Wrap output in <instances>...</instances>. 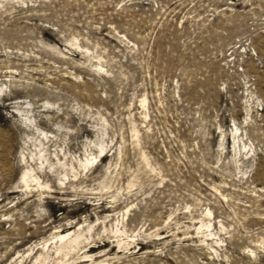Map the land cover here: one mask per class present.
<instances>
[{"label": "rangeland", "instance_id": "374dc122", "mask_svg": "<svg viewBox=\"0 0 264 264\" xmlns=\"http://www.w3.org/2000/svg\"><path fill=\"white\" fill-rule=\"evenodd\" d=\"M87 243L264 264V0H0V264Z\"/></svg>", "mask_w": 264, "mask_h": 264}, {"label": "bare ground", "instance_id": "6f19581e", "mask_svg": "<svg viewBox=\"0 0 264 264\" xmlns=\"http://www.w3.org/2000/svg\"><path fill=\"white\" fill-rule=\"evenodd\" d=\"M22 181L26 183V175H23L21 177ZM81 234L80 233H75L72 237H70L69 234L66 235H58L56 238L58 239V241L60 242V246L59 248H57V250L60 251H71L74 248H76L79 243H80V238H81ZM89 243L85 244V246L83 248H87V251L83 252V256L81 257V259L83 261H81L80 263H89L91 262V264H102L103 262H98L96 260V258L92 259L91 254V250L93 249L92 246L89 247ZM119 245V244H118ZM105 262V261H104Z\"/></svg>", "mask_w": 264, "mask_h": 264}]
</instances>
